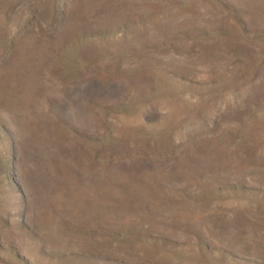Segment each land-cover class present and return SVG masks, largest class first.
Returning a JSON list of instances; mask_svg holds the SVG:
<instances>
[{
	"label": "rangeland",
	"instance_id": "374dc122",
	"mask_svg": "<svg viewBox=\"0 0 264 264\" xmlns=\"http://www.w3.org/2000/svg\"><path fill=\"white\" fill-rule=\"evenodd\" d=\"M0 264H264V0H0Z\"/></svg>",
	"mask_w": 264,
	"mask_h": 264
}]
</instances>
